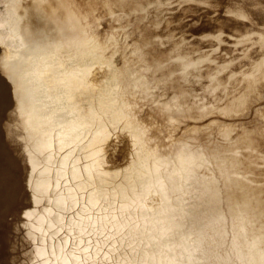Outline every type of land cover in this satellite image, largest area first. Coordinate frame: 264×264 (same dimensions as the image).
Instances as JSON below:
<instances>
[{
    "label": "bare ground",
    "instance_id": "obj_1",
    "mask_svg": "<svg viewBox=\"0 0 264 264\" xmlns=\"http://www.w3.org/2000/svg\"><path fill=\"white\" fill-rule=\"evenodd\" d=\"M216 1L0 0V264H264V0Z\"/></svg>",
    "mask_w": 264,
    "mask_h": 264
},
{
    "label": "rangeland",
    "instance_id": "obj_2",
    "mask_svg": "<svg viewBox=\"0 0 264 264\" xmlns=\"http://www.w3.org/2000/svg\"><path fill=\"white\" fill-rule=\"evenodd\" d=\"M213 4L215 6H217L220 3H219V1L213 0ZM249 22H251V24L252 23H254V24H252L253 26L248 24V28H246L247 30L246 29L241 30V29H238V27H234V29H232V31H230L233 34L230 38L231 39H235V42H234L235 43V46H233L234 48H233V50L231 49V51L234 52V53H236V55L239 57V59H238L239 61L238 62L245 64V67H244L243 70H240V68H239V72H238L239 76H238V79L241 78L243 75H245L247 73V71H249L251 68L253 69L255 67V69L257 68V70H259V69H262L264 67V65H263L264 64V53H263L264 52V49H262V47L264 45V39L263 38H260L264 34V24L261 23V22H259V25L261 27H259V30L260 31H258L256 29V27L258 28L259 25H256L257 24L256 23V20H251ZM253 28H254V31H252ZM0 30L2 32H4V33L7 32V28L3 25V16H2L1 13H0ZM251 31H252V34H251ZM253 32L256 33V34H254ZM237 39H238V41H237ZM260 39H262L261 41L263 42L262 43L263 44L262 47H260L261 46L260 45L261 44L260 43ZM16 40H18V38H16ZM236 41H237V43H236ZM223 59H224V57L221 60H223ZM258 62H260V64ZM256 63H258L257 64L258 67L255 66ZM255 69H253V71H256ZM231 83H232V81H228L227 84H231ZM261 94H263V91L260 93V96L258 95L256 97V99L258 100V102H256L255 99H254V102L255 103L253 102V104H251V106H249L247 108H246V106H244L245 103L239 102V105L237 107H239V106L242 107V111H239L240 115L238 113V116H236V117H225L223 119V121L224 122L225 121L235 122V124L238 127V130L241 127H244L245 125H249V124H252L253 125L256 122L258 124V120H259V123L262 124L264 122V113L261 114L264 111L263 110L264 109V107H263L264 106L263 105L264 104V94L263 95H261ZM260 105H261V107H259ZM261 108H263V109H261ZM258 109H259L260 112L257 111ZM243 111H244V113H243ZM254 112L255 113L258 112L257 113L258 115L257 114H254ZM253 115L256 116L255 119H253L255 117ZM251 119H253V120H251ZM263 125H264V123H263ZM256 135H257V133H256ZM251 136H255V135L252 134ZM230 137H233V136H230ZM253 150H255V148H253ZM253 152L254 151H251V155L252 156H253ZM258 179H259V177H258ZM250 212H252L253 213V217L256 218V220H255V222H256V225H255V231H256V233L263 234L264 233V220L261 219V217H259V214H260L259 207H256L255 209H251ZM238 235H240L239 236V242L243 246V241L241 239L242 238L241 237V233H239ZM249 264H251V263H249Z\"/></svg>",
    "mask_w": 264,
    "mask_h": 264
}]
</instances>
